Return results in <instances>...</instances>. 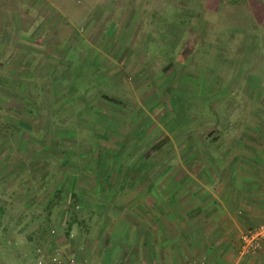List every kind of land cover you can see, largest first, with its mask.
Masks as SVG:
<instances>
[{
  "label": "rangeland",
  "instance_id": "374dc122",
  "mask_svg": "<svg viewBox=\"0 0 264 264\" xmlns=\"http://www.w3.org/2000/svg\"><path fill=\"white\" fill-rule=\"evenodd\" d=\"M254 1L252 27L235 25L252 21L224 0L211 2L221 13L204 0H0V13L27 17L21 32L0 26L2 46L18 54L12 68L0 59V147H10L0 158L12 166L0 161V264L8 242H30L31 201L52 207L43 224L56 232L68 220L64 210L54 218L56 189L78 190L79 174L89 183L111 172L106 165L138 176L186 162L202 156L206 127L221 134L238 112L264 115V90L250 86L264 79V0ZM2 77L23 84L12 90Z\"/></svg>",
  "mask_w": 264,
  "mask_h": 264
},
{
  "label": "crops",
  "instance_id": "0c3cea01",
  "mask_svg": "<svg viewBox=\"0 0 264 264\" xmlns=\"http://www.w3.org/2000/svg\"><path fill=\"white\" fill-rule=\"evenodd\" d=\"M232 1L224 0V9L246 11L252 21L243 25L240 17L233 21L235 25L258 24L254 0ZM204 2L206 12L220 11L216 3H211L221 6L220 0ZM9 10L0 13V26L12 23L11 27L20 31L26 13L20 8ZM17 21L19 28L15 27ZM217 22L213 25H219ZM218 40L221 41L220 36ZM2 44L0 40V59L7 57L6 67L12 68L17 47ZM20 69L24 74L28 71ZM263 80L250 82L251 88L264 90ZM2 82L12 90L23 84L12 77H2ZM214 83L217 80L211 85ZM231 120L235 121L234 128L221 134L204 127V152H197L202 156L195 159L157 162L150 173L141 172L138 176L116 174L114 170L121 167L106 165L111 172L89 183L82 181L79 174L81 178L75 186L78 190L56 189L60 198L52 204L58 209L54 218L58 223L61 210L68 215L56 232L43 224L51 223L52 207L44 210L40 201H25L27 207L38 209L32 219L40 221L36 220L25 232L32 234L31 238L27 235L30 242H8L14 246L10 248L8 264H53L52 257H58L60 264H67L69 258L77 264H264V244L255 254H239L240 236L264 224V115L244 111L232 115ZM9 148L0 147V154H7ZM4 161L3 166L11 164ZM71 193L75 194L76 203L84 204L74 206L76 211L68 205ZM61 199H66V204H61Z\"/></svg>",
  "mask_w": 264,
  "mask_h": 264
},
{
  "label": "built area",
  "instance_id": "2783aa9c",
  "mask_svg": "<svg viewBox=\"0 0 264 264\" xmlns=\"http://www.w3.org/2000/svg\"><path fill=\"white\" fill-rule=\"evenodd\" d=\"M264 244V224L253 229L247 230L240 236L239 254L252 255L259 252ZM53 264H60L58 257L50 259ZM42 262H39L41 264ZM67 264H77L73 258L67 260Z\"/></svg>",
  "mask_w": 264,
  "mask_h": 264
},
{
  "label": "trees",
  "instance_id": "16d2710c",
  "mask_svg": "<svg viewBox=\"0 0 264 264\" xmlns=\"http://www.w3.org/2000/svg\"><path fill=\"white\" fill-rule=\"evenodd\" d=\"M232 2H234V3H238V2L235 1V0H233ZM217 27H218V26H217ZM70 78H72V77H70ZM70 87L73 88L74 86H73V85H70ZM46 149H48V146L46 147ZM85 161H86V163H90V162H91V160L89 161V159H88V160H85ZM76 202H77V200H76V196H75V194L71 193V195H70V200H69V202H68V205H69L70 209L72 208V206H73L72 209L75 208L73 204H75ZM54 205H55V204H54ZM72 209H71V210H72Z\"/></svg>",
  "mask_w": 264,
  "mask_h": 264
}]
</instances>
